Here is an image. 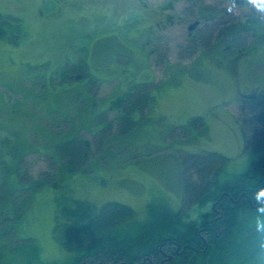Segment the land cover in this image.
<instances>
[{"label": "rangeland", "instance_id": "rangeland-1", "mask_svg": "<svg viewBox=\"0 0 264 264\" xmlns=\"http://www.w3.org/2000/svg\"><path fill=\"white\" fill-rule=\"evenodd\" d=\"M166 1L0 0V15L9 21L0 26L5 30L0 34V136L31 141L34 147L24 162L33 175L48 169L49 147L72 128L80 127L78 134L94 144L93 134L102 128L97 125L102 117L96 114L104 109L114 134V117L128 86L148 85L154 97L129 133L120 132L115 139L104 136L106 156L90 172H74L34 194L19 233L35 239L44 261L70 259L71 253L54 238V227L63 233L70 225L87 222L107 201L129 205L141 220L151 206L179 208L180 159L187 152L216 151L228 157L223 177L247 167L237 117L253 114L264 102L260 29L256 39L248 35L238 44L244 52L220 57L201 52L197 45L190 54L183 49L194 19L182 14L187 2L175 0L168 11L162 9ZM203 1L222 6L227 14H215L218 19L231 15L232 22L245 20L247 2ZM157 44L165 48L162 55ZM73 62H82L86 78L64 83L72 74L67 71L77 69ZM95 78L100 83L96 88ZM261 93L259 100L247 99ZM240 95L248 97L237 100ZM73 103L79 113L71 108ZM61 106L71 108L68 116L56 112ZM87 107L92 119L83 113ZM86 118L85 124L96 122L94 129L81 127ZM92 153L96 159L94 149ZM199 212L194 206L189 216Z\"/></svg>", "mask_w": 264, "mask_h": 264}, {"label": "trees", "instance_id": "trees-1", "mask_svg": "<svg viewBox=\"0 0 264 264\" xmlns=\"http://www.w3.org/2000/svg\"><path fill=\"white\" fill-rule=\"evenodd\" d=\"M185 1L188 3L184 13L202 25L201 33L189 39L183 48L190 54L197 51V45L205 51L218 45L216 52L226 57L244 52L239 50L241 47L238 44L248 35L256 39L257 28L261 32L258 44L264 41V12H258L249 4L245 20L234 19L232 22L231 15L216 18L217 5H205L203 0ZM7 18L0 15V26L9 23ZM4 32L0 29V34ZM72 64L77 69L66 70L68 75L72 74L61 80L64 83H80L86 78L82 76V62ZM64 72L61 71L62 74ZM94 80L98 82L97 78ZM144 86L133 89L128 86L114 117L117 126L114 134L107 119L109 116L104 113L107 114V111L98 112L96 116H101L102 121L99 119L101 122L97 125L102 128L93 134L94 144L78 134L80 127L59 135L51 142L53 146L47 152L48 169L37 175H33L24 162L27 151L34 147L31 141L0 136V264H256L260 250L256 247L248 222L255 212V198L264 189L262 101L253 114L237 117L244 135L241 154L248 156L246 169L223 177L229 158L216 151L187 152L181 157L182 202L179 208L151 206L147 218L141 220L136 219L129 205L107 201L87 222L70 225L63 233L53 228L54 238L65 251L71 253L70 259L63 262L44 261L35 239L20 235L19 225L39 189L55 186L74 172H90L95 161L106 156L104 139L108 136L115 139L120 132L129 133L127 131L137 121L136 116L146 115L144 106L150 107L154 97L149 86ZM262 93L249 95L250 98L240 95L236 99L259 100ZM72 105L71 108L79 113L74 103ZM88 105L90 107L91 104L85 106ZM89 107L83 109V113L91 114L92 119ZM71 108L57 107L56 112L68 116ZM82 120L81 127H96L95 121L89 125L85 124L87 118ZM92 149L95 155L98 154L96 159L92 157ZM194 206L200 211L195 218L189 216V210Z\"/></svg>", "mask_w": 264, "mask_h": 264}, {"label": "clouds", "instance_id": "clouds-1", "mask_svg": "<svg viewBox=\"0 0 264 264\" xmlns=\"http://www.w3.org/2000/svg\"><path fill=\"white\" fill-rule=\"evenodd\" d=\"M247 4L258 12H264V0H247ZM262 198H264V189H261L255 198V212L248 222V227L255 238L256 247L260 250L256 264H264V199Z\"/></svg>", "mask_w": 264, "mask_h": 264}, {"label": "flooded vegetation", "instance_id": "flooded-vegetation-1", "mask_svg": "<svg viewBox=\"0 0 264 264\" xmlns=\"http://www.w3.org/2000/svg\"><path fill=\"white\" fill-rule=\"evenodd\" d=\"M179 1H183V2H185L186 3V1L185 0H179ZM192 1H200V0H192ZM230 2L232 1V3L233 2H240L241 1V3H243L244 2V0H229ZM173 3H175V0H167L166 1V5L164 6V7H162V9H164V10H173V8H174V5H173ZM188 3V2H187ZM235 4H237V3H235ZM240 4V3H239ZM187 4H185L184 6H186ZM222 10H223V8H222V6H220V5H217V7H216V14L218 13V14H221L222 15ZM167 11V12H168ZM184 13V12H183ZM182 13V14H183ZM170 14V13H169ZM183 15H187L186 13H184ZM172 16L175 18H178V17H180L179 15H177L176 14V16L174 15V13L172 14ZM189 18H190V16H189ZM201 29H202V25L200 24V22L197 20V19H193L192 21H191V23L190 24H188V26H187V29H186V33H187V40H189V39H191V38H193V37H195V36H197V35H199L200 33H201ZM263 39H264V37H263ZM159 41V40H158ZM214 40H212V42H213ZM211 45H212V43H211ZM161 46L162 45H160V44H157L156 45V48H158V53L160 54V55H162V53H163V51L165 50V48H161ZM218 45H216V46H214V48H211V49H209V50H203L204 48H202V51L201 52H215V54L217 53L218 55H220V57L222 56V53L220 52V53H218V52H216L217 50H219V49H217L218 47H217ZM180 55H184V54H182V53H180Z\"/></svg>", "mask_w": 264, "mask_h": 264}, {"label": "crops", "instance_id": "crops-1", "mask_svg": "<svg viewBox=\"0 0 264 264\" xmlns=\"http://www.w3.org/2000/svg\"><path fill=\"white\" fill-rule=\"evenodd\" d=\"M107 110V109H106Z\"/></svg>", "mask_w": 264, "mask_h": 264}]
</instances>
